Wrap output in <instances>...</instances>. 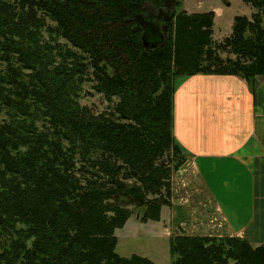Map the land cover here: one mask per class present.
I'll list each match as a JSON object with an SVG mask.
<instances>
[{"label":"trees","instance_id":"16d2710c","mask_svg":"<svg viewBox=\"0 0 264 264\" xmlns=\"http://www.w3.org/2000/svg\"><path fill=\"white\" fill-rule=\"evenodd\" d=\"M182 1L0 0V264H156L117 253L115 230L171 203L177 78L264 75V0L219 42L214 13ZM87 82L108 108L81 102ZM169 252L264 264L239 236L177 234Z\"/></svg>","mask_w":264,"mask_h":264},{"label":"crops","instance_id":"0c3cea01","mask_svg":"<svg viewBox=\"0 0 264 264\" xmlns=\"http://www.w3.org/2000/svg\"><path fill=\"white\" fill-rule=\"evenodd\" d=\"M232 2L183 0L182 9L212 11L213 34L217 28L226 37ZM172 133L220 216L222 234L264 242V75L254 86L237 75L177 78Z\"/></svg>","mask_w":264,"mask_h":264},{"label":"rangeland","instance_id":"374dc122","mask_svg":"<svg viewBox=\"0 0 264 264\" xmlns=\"http://www.w3.org/2000/svg\"><path fill=\"white\" fill-rule=\"evenodd\" d=\"M237 1L240 3V0ZM238 2L233 0L228 13L249 17L253 8L249 4ZM223 25L231 31L225 20ZM218 33L215 28L212 36L216 42L224 39ZM91 85L92 82L83 85L81 102L98 111L108 108V102ZM170 199V205L162 206L160 219L157 221H142L140 214L135 213L132 208L133 211L125 224L115 230L117 253L122 256L140 254L156 264H171V237L177 234L224 236L219 225L220 216L194 174L187 156L183 165L171 175Z\"/></svg>","mask_w":264,"mask_h":264}]
</instances>
